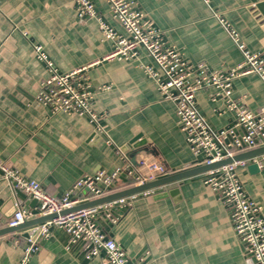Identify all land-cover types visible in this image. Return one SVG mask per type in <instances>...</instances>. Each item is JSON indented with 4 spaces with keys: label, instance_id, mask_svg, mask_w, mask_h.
<instances>
[{
    "label": "crops",
    "instance_id": "0c3cea01",
    "mask_svg": "<svg viewBox=\"0 0 264 264\" xmlns=\"http://www.w3.org/2000/svg\"><path fill=\"white\" fill-rule=\"evenodd\" d=\"M161 31L163 43L191 65L211 70L233 68L242 54L217 16L223 18L252 53L264 57V0H130ZM105 23L129 37L106 0H93ZM43 47L61 73L98 64L85 73L94 91L93 106L102 116L107 136L89 119L56 113L35 101L49 71L36 55ZM113 50L103 42L98 22L80 20L73 0H0V160L54 196H62L85 176L114 172L123 166L121 149L141 135L170 175L200 165L182 132L176 106L165 100L141 65H153L144 50L132 61H104ZM214 91L196 94L200 113L216 131L236 124V113L226 100H213ZM233 98L252 111L264 106V84L256 75L233 83ZM100 136V139L92 137ZM204 174L158 188L162 199L137 200L117 208L116 225L101 219L103 230L127 252L133 264H248L244 245L233 229L224 202L203 183ZM247 196L262 207L264 167L238 170ZM125 181L116 192L126 190ZM158 195V194H157ZM39 204L15 192L0 172V230L8 227L18 208L36 212ZM26 230L0 237V264H18ZM18 241V242H17ZM29 264H101L87 260L83 244L54 228L40 241Z\"/></svg>",
    "mask_w": 264,
    "mask_h": 264
},
{
    "label": "built area",
    "instance_id": "2783aa9c",
    "mask_svg": "<svg viewBox=\"0 0 264 264\" xmlns=\"http://www.w3.org/2000/svg\"><path fill=\"white\" fill-rule=\"evenodd\" d=\"M114 17L129 37L119 35L101 18L93 0H73L80 20L94 19L98 22L101 39L111 42L113 50L104 61H132L138 59L139 50H144L153 65H141L145 74L152 78L158 91L165 100L176 106L178 124L186 135L191 151L202 158L200 165H212L233 159L257 148L264 147V106L258 111L250 110L242 100L233 98L235 80L256 75L264 84V57L252 53L241 41L237 32L227 22L217 16L227 30L230 38L242 54V61L235 67L215 71L205 64L191 65L183 60L180 53L167 47L161 38V31L153 21L138 10L130 0H106ZM210 6L209 0H203ZM37 58L44 62L49 71L41 85L35 101L48 107L54 114H77L89 119L98 133L107 136L102 126V116L93 106L94 91L87 82L85 73L98 64L94 62L68 73H61L49 59L43 47L35 45ZM203 89L214 91L213 100H226L227 109L236 113V124L227 129L216 131L200 113L196 105V94ZM123 166L114 172L100 171L95 175L79 179L62 196L48 193L35 180L29 179L18 170L12 169L0 160V172L15 192H22L30 200L39 204L37 211L18 208L8 227H16L37 218L57 214V218L26 230L23 236L24 251L18 264H29L40 248V241L47 238L51 229L58 228L70 237V243H82L87 260L99 259L101 264H133L127 252L103 230L101 219L117 224L113 215L117 208L132 207L142 198L159 194L158 188L133 194L102 205L62 214L79 205L116 193L117 183L124 180L126 189L143 186L169 175L166 167L149 155L136 159L134 166L123 155ZM256 163L264 167V154L248 160L234 161L204 174L203 183L219 196L231 214L235 234L245 247L248 264H264V217L262 207L251 200L238 177V170ZM18 242V241H17ZM141 264V263H136Z\"/></svg>",
    "mask_w": 264,
    "mask_h": 264
},
{
    "label": "water",
    "instance_id": "95a60500",
    "mask_svg": "<svg viewBox=\"0 0 264 264\" xmlns=\"http://www.w3.org/2000/svg\"><path fill=\"white\" fill-rule=\"evenodd\" d=\"M97 137V138H96ZM98 140L100 139V136H96L94 135L92 137V139ZM121 152H123L126 157L129 159V161L134 165L137 166V161H136V157L138 155H141L142 153H147V154H155V152L148 147L147 141L145 139H143V137L141 135L137 136L129 145H127L126 147L121 149ZM264 154V147L261 148H257L242 154H238L237 156H235L233 159H227L212 165H203V166H199L197 168H193L190 170H186L184 172H180L177 174H173L170 176H167L165 178H162L158 181L143 185V186H139V187H133L130 189H126L120 192H116L113 194H110L108 196L93 200L91 202L79 205L77 207H74L70 210H66L64 211L62 214H66L69 212H74V211H78L81 209H86V208H90V207H94L97 205H102L120 198H124L133 194H138L150 189H155V188H159L161 186H165V185H170L176 182H180L183 181L185 179H188L190 177L199 175V174H203L206 173L210 170L225 166L227 164L233 163L234 161H241V160H248L251 159L253 157H258ZM248 169L251 172H258L260 170L259 165L256 163L250 164L248 166ZM178 194V190H172L170 192H165V193H161L156 195L154 198L155 199H162V198H166L168 196H174ZM35 203H37V201L34 200ZM57 214L54 215H50V216H46V217H42V218H37V219H33L30 221H26L25 223L18 225L16 227H6L0 230V237L5 236V235H9V234H16L19 232H22L24 230H27L31 227H34L36 225L45 223L47 221L53 220L54 218H57ZM53 230V228L51 229ZM25 237H27V233L24 234Z\"/></svg>",
    "mask_w": 264,
    "mask_h": 264
},
{
    "label": "trees",
    "instance_id": "16d2710c",
    "mask_svg": "<svg viewBox=\"0 0 264 264\" xmlns=\"http://www.w3.org/2000/svg\"><path fill=\"white\" fill-rule=\"evenodd\" d=\"M125 186H127V184H125ZM116 191V190H115Z\"/></svg>",
    "mask_w": 264,
    "mask_h": 264
}]
</instances>
